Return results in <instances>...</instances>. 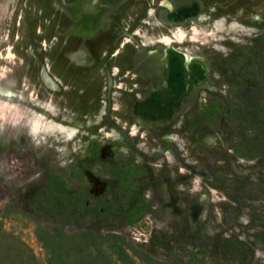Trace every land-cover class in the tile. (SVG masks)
I'll return each instance as SVG.
<instances>
[{
  "label": "rangeland",
  "instance_id": "374dc122",
  "mask_svg": "<svg viewBox=\"0 0 264 264\" xmlns=\"http://www.w3.org/2000/svg\"><path fill=\"white\" fill-rule=\"evenodd\" d=\"M263 40L264 0H0V102L21 111L0 114V245L44 259L47 176L117 201L114 165L134 171L116 210L141 214L86 228L165 262L264 264V154L225 106L246 102ZM168 44L185 56L173 76Z\"/></svg>",
  "mask_w": 264,
  "mask_h": 264
},
{
  "label": "trees",
  "instance_id": "16d2710c",
  "mask_svg": "<svg viewBox=\"0 0 264 264\" xmlns=\"http://www.w3.org/2000/svg\"><path fill=\"white\" fill-rule=\"evenodd\" d=\"M259 54L262 59L255 69L257 81L253 86H246L243 91V100L246 102L225 99V106L232 113V118L251 130L247 150L253 154H264V40L259 44ZM124 180L123 184L127 182L126 178ZM34 200L55 215L58 222L53 231L35 223L34 235L46 251L44 259L38 260L36 264H116V247L129 250L147 264H179L177 261L165 262L151 257L121 234L85 228L94 217L108 219L107 213H112L114 219L123 218L127 224H133L138 219V210H128L122 214L113 205L98 207L102 204L85 203L88 195L84 186L68 188L58 175L51 174L45 188L34 195ZM1 218L0 236L5 234ZM72 222L77 229L66 232L64 226ZM0 264H27V261L16 257L11 251L7 252L0 245Z\"/></svg>",
  "mask_w": 264,
  "mask_h": 264
},
{
  "label": "flooded vegetation",
  "instance_id": "af4514ba",
  "mask_svg": "<svg viewBox=\"0 0 264 264\" xmlns=\"http://www.w3.org/2000/svg\"><path fill=\"white\" fill-rule=\"evenodd\" d=\"M166 73H167V68H166ZM167 80V79H166ZM107 170H108V176L109 177H111V179L114 181V183L116 184V186L117 187H120V192H119V195H118V198H117V201L115 200H112V199H110V198H108V197H106L104 194H99V195H96V194H94L93 192H92V190H91V187L87 184V183H82V184H80V185H78V186H74V187H68L66 184H65V182H64V180H63V182H64V184H65V186L66 187H68V188H78V187H81V186H84L85 187V192L87 193V195H88V200H86L85 201V203H87L88 201L89 202H91V203H93V204H96V205H101L102 204V206H98V207H103V205H109V207H111L110 205H113V207H116V209H117V207H119L118 206V204H119V202L120 201H122V200H124V199H126V196H124V194H125V192L126 191H128L129 189H128V184H129V182H130V179H129V177L132 175V174H134L133 172V170L132 169H129V168H126V167H116V166H114V165H111V166H109L108 168H107ZM51 174H49L48 176H47V179H49V176H50ZM54 175H56V174H54ZM127 179L126 181L127 182H125V184H123V181H125L124 179ZM46 182H47V180H46ZM45 186H46V183H45ZM45 186L43 187V188H45ZM42 188V189H43ZM130 210V209H129ZM133 210H138V217H139V215L141 214V209H132L131 211H133ZM128 211V210H127ZM126 211V212H127ZM125 212V213H126ZM50 213V212H49ZM125 213H122V214H125ZM51 214V213H50ZM108 214V213H107ZM112 214V213H111ZM51 215H53V214H51ZM53 217L55 218V215H53ZM94 218H97V217H94ZM93 219V218H92ZM105 219V218H104ZM123 219V218H122ZM91 220V219H90ZM124 220V219H123ZM138 220V219H137ZM136 220V221H137ZM55 221H56V226L58 225V222H57V220H56V218H55ZM135 221V222H136ZM89 222V221H88ZM87 222V223H88ZM125 222V221H124ZM73 223V222H72ZM126 223V222H125ZM127 224V223H126ZM68 224H66L65 226H64V230L66 231V229H65V227L67 226ZM87 225V224H86ZM86 225H85V228H86ZM77 227V226H76ZM56 228V227H55ZM54 228V229H55ZM53 229V230H54ZM87 229H89V228H87ZM53 230H50V231H53ZM66 232H68V231H66Z\"/></svg>",
  "mask_w": 264,
  "mask_h": 264
},
{
  "label": "bare ground",
  "instance_id": "6f19581e",
  "mask_svg": "<svg viewBox=\"0 0 264 264\" xmlns=\"http://www.w3.org/2000/svg\"><path fill=\"white\" fill-rule=\"evenodd\" d=\"M180 39H184V33L181 32L180 34ZM178 35V36H179ZM164 41L169 40L168 38H164ZM183 57H185L183 54L178 53L172 46L171 44H168V49L166 50V62L168 66V73L170 76H173V71L176 70L177 66L179 65L180 62H182ZM171 84V83H170ZM21 113L19 110V105L13 102H8V101H2L0 102V114L2 115L5 120H10L12 115L14 113Z\"/></svg>",
  "mask_w": 264,
  "mask_h": 264
}]
</instances>
